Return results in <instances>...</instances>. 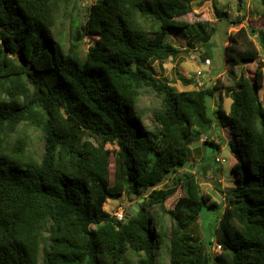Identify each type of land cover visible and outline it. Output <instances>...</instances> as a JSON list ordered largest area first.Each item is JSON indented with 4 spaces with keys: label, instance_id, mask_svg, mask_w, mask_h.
<instances>
[{
    "label": "trees",
    "instance_id": "16d2710c",
    "mask_svg": "<svg viewBox=\"0 0 264 264\" xmlns=\"http://www.w3.org/2000/svg\"><path fill=\"white\" fill-rule=\"evenodd\" d=\"M62 1L0 0V264H128V250L135 264H164V250L170 264H264V59L248 28L230 33L225 49L228 62H258L253 78L243 72L226 87L229 111L219 105L221 125L241 146L220 211L181 168L216 127L206 99L221 86L177 90L146 65L179 56L173 32L187 36L197 24L204 35L188 45L210 40L202 22L185 19L195 0H96L84 22L70 20L68 46L53 32ZM145 91L161 99L153 130L137 108ZM24 126L40 133L39 155ZM165 179L171 185L155 188ZM179 185L184 195L167 208ZM124 193L144 200L119 220L105 203ZM205 207L221 212L218 252L204 237Z\"/></svg>",
    "mask_w": 264,
    "mask_h": 264
},
{
    "label": "rangeland",
    "instance_id": "374dc122",
    "mask_svg": "<svg viewBox=\"0 0 264 264\" xmlns=\"http://www.w3.org/2000/svg\"><path fill=\"white\" fill-rule=\"evenodd\" d=\"M95 1L63 0L58 6L56 14L57 27L56 30L53 29V32L61 34L65 41V46L70 43V20L84 22L90 6ZM213 1L216 3L215 5ZM216 5L219 8V12L222 13L221 17H217ZM238 17L242 19L241 23H235ZM185 19L190 23L202 22L206 31L211 32L210 40L207 42L202 40L194 41L192 47L188 45L189 36H197L196 33L198 32H201V36L204 35L197 24L194 30L193 28L186 30L187 33L185 34L187 36L173 32L169 35V40L182 49L179 56L169 58L165 62L151 60L146 65L153 68L157 77L167 80L177 90H189L202 86H214L215 84L221 86V89L216 91L215 96L207 97L206 99L208 112L216 127L209 129L203 134L201 140L195 141L191 145L193 153L188 164L181 168V171L189 170L195 173L203 191L210 193L218 203V210L223 211L225 208L224 197L226 196V190L234 185L236 177V175L231 173V165L236 162L237 149L241 148V146L240 141L237 140L235 135L230 133L229 128H224L221 125L218 117L219 105L226 112L229 111L231 98L226 94V87L232 85L243 72L246 76L253 78L258 62V60L249 61L245 64L228 62L225 49L229 45V34L245 26L250 31V35L260 51V57L264 59V3L263 0H195L193 12L188 14ZM252 28H254L253 31H251ZM95 38L96 36L85 37L82 49L84 51L88 50V47L95 42ZM206 58L211 59V64L205 63ZM178 72L185 76L186 79H191L192 83L181 79ZM260 95L264 102V79ZM137 108L142 112L143 126L153 130L156 125L153 111L161 108V99L154 92L145 91L140 96ZM24 130L29 137V151H35L39 155L43 151L44 146L40 133L26 126H24ZM206 140H214L219 144V147L206 143ZM231 140L232 142H230ZM107 147L111 151L115 149L113 144H108ZM217 157L225 158L226 160L220 163ZM110 171L113 180L115 171V153L113 151L110 158ZM171 183V179H165L155 188H163L171 185ZM183 195V186L179 185L175 193L166 199V207L170 208ZM140 199L136 193L116 195L107 199L105 209L111 213L122 209L124 214L128 211L130 213L135 205H139ZM138 210L139 206L135 207L134 213ZM151 211H157V206H152ZM220 216L221 212L205 207L200 218L204 237L212 239L213 252H218L214 242V233ZM125 259L128 264H135L137 256L128 250ZM161 259L164 264H170L166 250L161 254Z\"/></svg>",
    "mask_w": 264,
    "mask_h": 264
},
{
    "label": "built area",
    "instance_id": "2783aa9c",
    "mask_svg": "<svg viewBox=\"0 0 264 264\" xmlns=\"http://www.w3.org/2000/svg\"><path fill=\"white\" fill-rule=\"evenodd\" d=\"M206 62V64H210L211 63V60L210 59H206L205 60ZM217 160L221 163V162H225V158H219V157H217ZM114 215L119 219V220H122L123 219V217H124V211H123V209L122 210H119V211H116V212H114ZM215 245H216V249L218 248V251H220L221 250V245L219 244V243H217V242H215Z\"/></svg>",
    "mask_w": 264,
    "mask_h": 264
},
{
    "label": "water",
    "instance_id": "95a60500",
    "mask_svg": "<svg viewBox=\"0 0 264 264\" xmlns=\"http://www.w3.org/2000/svg\"><path fill=\"white\" fill-rule=\"evenodd\" d=\"M144 199L143 198H141L139 201L140 202H142ZM138 205H135L134 207H133V210L132 211H130V213H134V210H135V207H137Z\"/></svg>",
    "mask_w": 264,
    "mask_h": 264
}]
</instances>
